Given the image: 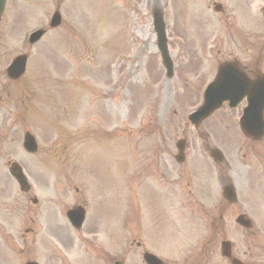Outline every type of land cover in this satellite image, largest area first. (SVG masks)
<instances>
[{"label":"rangeland","instance_id":"1","mask_svg":"<svg viewBox=\"0 0 264 264\" xmlns=\"http://www.w3.org/2000/svg\"><path fill=\"white\" fill-rule=\"evenodd\" d=\"M196 1L160 0L161 3L167 2L165 9L167 29L172 36H179L184 40V45L180 46L181 51L174 48V54L180 52L173 58L176 63L179 62L178 71L190 61L186 53L190 57H195L194 51L203 49L204 39L207 40L209 37L208 33H211L210 41L212 40V43L216 41L213 37L214 32H209V26L206 29L200 25L204 13ZM151 4L152 0H10V8L14 9L16 28L19 22L23 25L19 37L14 36L15 52L25 51L29 54V59L26 78L22 82L23 92L21 94L22 87L21 89L17 87L14 96L12 109L16 112L15 121L8 120L7 108L0 112V153L14 156L19 146L20 133L29 130L40 146L39 152L28 157L26 162L30 174L33 179L43 182L44 171L51 170L62 179L64 191L61 198L66 193L68 196L58 205L60 208H65L73 202L70 189L75 178H81L90 170V166L87 168V162L91 154L94 152L100 156L91 162H105L104 152L98 151L103 148L104 139L99 140L97 137L101 135L107 137L109 140L106 141L105 147L113 151L116 160L123 152L120 160L126 158L132 165L136 162L133 152L150 146L153 141H158L144 137L145 132H141L143 129L139 127L141 119L149 121L155 117L156 121L151 126L165 127V120L173 116L178 125L181 114L185 115L193 110L201 100L189 95L193 92L192 89L173 85L165 79L153 42L155 39L149 16ZM55 9L62 15V25L50 29L48 23ZM22 12L27 13V20L26 17L18 20V15ZM194 22L199 25L195 26ZM263 25L264 22L256 17L254 26L256 34L259 32L258 34L264 35ZM36 28H45L46 33L35 44H28L26 36ZM199 39L201 41H198ZM220 42L223 47L220 48V53H217V61H221L225 50L224 41L221 39ZM195 46H198L197 50ZM128 48L129 53H124ZM142 76L147 78L143 86L140 85L143 81ZM150 80L153 86L149 85L147 88ZM201 89L202 87L198 90ZM195 91L197 92L196 89ZM223 139L228 145V139ZM223 147L227 152L232 149ZM241 169V166L237 167L239 172ZM74 170L78 175H75ZM127 172L129 175L130 171ZM107 180L110 189L106 190L104 187L103 191L93 193L95 202H92L87 212L89 219L87 218L83 230L73 232L67 228L64 219H60L62 236L56 238L55 243L60 246L59 249L63 248V257L69 258L72 264H93L94 256L100 257L106 244L109 245L111 253L106 252L108 259L114 255L122 257L127 264H134L137 258L134 247L128 246L131 250L125 252L121 246L131 240L142 238L149 229L150 217L157 219L162 215L159 210L151 216L144 213L146 215H142L141 227L136 228L138 224L132 220V213L135 210L142 211L143 204L134 203L135 195L132 196L129 192L132 185L129 176L127 201L124 202L120 201L122 193L117 190L123 181L122 172L114 171L110 166ZM202 181L207 184L206 189L212 191L214 195L210 197L208 193V199L211 201L207 199V203L215 204L216 201H213L217 198L219 187L215 180L207 178ZM234 183L238 186L240 197L252 186L244 180L242 174L235 177ZM193 190V186H190V192ZM256 190L262 191V184H258ZM77 201L80 202L81 199ZM190 201V194H185L183 203L175 202L172 213L183 214L179 209L184 204L187 208L185 214H192ZM82 202L84 201L80 204ZM104 206L107 207L105 215L102 213L105 210ZM125 207L126 216L122 225H119L122 221L116 218L107 222L121 227V230L115 229L118 231L115 234H112L114 231L112 229L108 236L109 241H104L106 232L104 228L96 232L99 234V241L84 242L88 239L93 240L86 234L90 227L95 226L94 221L97 217L104 216L105 222L109 215ZM226 219L221 236L228 237L235 242L236 247L247 252L250 245L249 237L245 231L235 226L233 218ZM184 220L189 228L187 233H190L188 237L190 242L202 237L207 239L210 236L207 225L209 219ZM254 220L257 226L264 227V218L256 217ZM18 225L19 222L14 228ZM54 233L53 230L52 234ZM113 235L121 236L120 240ZM215 236L218 241L220 235ZM40 249L41 244L38 242L33 248V253L44 260L45 256L40 253ZM194 252L188 250L190 256ZM207 264H210V261Z\"/></svg>","mask_w":264,"mask_h":264},{"label":"flooded vegetation","instance_id":"2","mask_svg":"<svg viewBox=\"0 0 264 264\" xmlns=\"http://www.w3.org/2000/svg\"><path fill=\"white\" fill-rule=\"evenodd\" d=\"M229 1H237L238 5L245 11L250 12L252 1L251 0H229ZM250 22V20H249ZM244 33L246 35H244ZM240 34H243V38L241 41V47L243 49L245 48L246 52L249 53L250 49V41H249V34L247 31L243 30L241 33L234 31L233 34L229 35L230 39V46H228V50L226 51L227 55L236 57L238 52V44L234 40L235 38H238ZM246 69H249L246 67ZM219 121H206L203 126L208 129L210 132H213L212 126L217 125ZM239 138H246L244 135H242L239 131H233ZM264 140V139H263ZM262 141H250L251 147H250V156L253 158L254 162L251 164L250 172L254 173L257 171V173L262 172V175L264 176V147L256 148L253 146L255 143H261ZM264 143V141H263ZM243 149L241 146L235 147V152L239 153V151ZM248 149V147L246 148ZM178 147L176 149L172 150H166V152L160 153L161 157L157 163L154 164V167L152 170L156 172L158 176L162 179V185L169 188L170 194L166 196L169 201L173 200L175 198L174 192L176 190H179L181 193H183V187H186L184 184V178L189 173L184 169H176L178 165L175 163L170 162L169 160H181L185 157V151L177 152ZM177 154V156H176ZM194 174H197V171H193ZM180 197V195H178ZM47 229L51 230V226L47 224ZM56 229H59L57 226ZM2 229H0V240L2 241L3 251L0 253V264H24V260L26 257L29 256V253L25 251L24 248L19 247L16 248L17 243L15 242L14 236L11 233L8 232H2ZM162 264H165L164 262Z\"/></svg>","mask_w":264,"mask_h":264}]
</instances>
